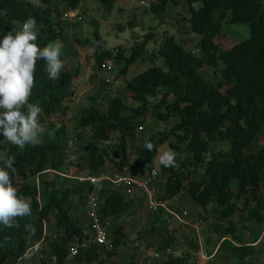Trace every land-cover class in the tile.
Masks as SVG:
<instances>
[{"label":"trees","instance_id":"trees-1","mask_svg":"<svg viewBox=\"0 0 264 264\" xmlns=\"http://www.w3.org/2000/svg\"><path fill=\"white\" fill-rule=\"evenodd\" d=\"M83 0H0V40L8 31H18L29 17L37 21L38 43L41 47L55 41L65 28L62 12L76 10ZM107 10H112L118 0H101ZM149 11L162 18L170 2L179 0H146ZM190 16L181 14L190 23L189 30L201 34L197 52L187 49L175 34H166L159 55L167 68L150 65L145 70L126 78V85L135 103L114 95L107 102V109L100 104L101 92L92 94L90 102L78 117L80 128H90L85 139L80 160L85 162L88 174L101 176L109 163V152L114 154V164L123 169L128 166L132 175L152 169L161 144L170 141L176 153V166L160 165L164 179V197L186 192L202 205L201 220H211L210 230L219 235V249L238 258L254 252L264 229V0H187ZM244 22L250 25L248 38L224 48L216 36L222 32L224 22ZM94 64L100 71L104 62H122L121 73L148 52L147 43L136 42L131 47L119 46L115 51L106 47L99 27L94 31ZM81 44L83 41L77 37ZM129 49V50H128ZM157 53V54H158ZM156 54V55H157ZM210 67L213 76L207 77L203 67ZM78 71L62 70L58 80L48 79L45 61L37 63L32 103L43 108L41 125L59 114L75 96L73 85ZM151 113L155 120L176 118L170 129L158 134L140 136L134 148L135 161L130 155L129 138L138 139V129ZM58 136L65 133V126L57 128ZM58 136L43 133V144L20 149L3 143L1 167H6L8 156L15 157L17 172L13 183L20 195L31 200V215L18 219V227L0 226V264H17L23 254L39 241L51 246L57 262L69 256V243L78 238H88L86 226L78 222L74 211L77 205L87 206L94 186L89 180L80 179L68 186H61L63 174L75 163L76 151L71 144ZM153 144L149 151L145 143ZM218 147L213 148V144ZM225 144V146L223 145ZM256 146V149H252ZM188 150L187 157L184 150ZM58 173L53 178L46 172ZM244 200L243 204L241 200ZM135 197H128L119 188L102 194L100 213L111 218L112 248L91 244L76 256L85 264H106V256L116 255L127 242V232L120 220L134 206ZM240 211L244 222L257 227L253 243H247L239 232L234 218ZM243 213V214H242ZM54 214L56 225L64 232L49 238L45 222ZM170 214L163 208L146 214L148 228L157 239L156 249L168 250L177 237L167 224ZM25 226H28L26 230ZM34 230V233L33 231ZM154 246V245H153ZM43 249V248H42ZM190 254L176 256L160 264H189ZM31 264H47L46 261ZM128 264H136L132 260Z\"/></svg>","mask_w":264,"mask_h":264},{"label":"rangeland","instance_id":"rangeland-1","mask_svg":"<svg viewBox=\"0 0 264 264\" xmlns=\"http://www.w3.org/2000/svg\"><path fill=\"white\" fill-rule=\"evenodd\" d=\"M79 6V10L77 9L78 11L76 12H69L68 10L62 12V24L65 31L52 42L59 41L63 44L61 56L65 65L63 70L78 71V75L75 76L73 82L75 96L65 105L64 109L59 114L53 116L52 120L42 124L45 129L44 133H49L54 136H58L56 131L57 128L60 125H64L66 131L62 136L58 137L62 141L71 144L76 151L75 163L79 165H71L66 168L63 173L66 176L64 179L60 180L61 186L63 187L75 181L77 176L88 177L86 176L88 171L85 162L80 160V154L84 151L86 140L83 138L79 139L77 134L78 132H83L85 136H88L91 133L88 127L79 130L81 128L78 124V117L83 108L89 104L90 96L93 93L96 94L101 92L102 95L99 99L103 110L107 109L108 99L114 95H120L127 102L135 103L126 85V78H130L154 64L165 69L167 68L165 58L158 53V49L166 34H175L177 39L181 41L187 49L195 50L196 52L198 51L197 43L201 38V34L189 30L190 23L185 22L181 17V14L190 16V7L187 0H179L177 4L170 2L166 11L162 12L161 16L164 20H161V17L149 11L150 5H148L146 0H118L115 7L110 11L104 7L101 0H83ZM75 21H78V23L75 24ZM97 25L104 38L106 47L115 51L119 46L129 48L136 42L144 41L146 37L152 35L147 43L148 52L136 63L129 65L124 73L120 72L123 63L113 61V63L115 62V66L113 72L110 74L113 78L111 84L103 82L105 81V76L100 73V71L97 72L93 68L94 47L92 43L95 42L94 31ZM250 34V25L248 23L226 21L223 24L222 32L216 36V40L224 48H228L248 38ZM77 37L83 41L81 44L78 42ZM202 72L207 77L213 76V70L210 67H203ZM175 122L176 118L168 121L155 120L153 115L149 113L143 125L140 126L137 131L138 139L129 138L132 160L135 161L134 148L139 144L140 136L148 137L152 133L158 134L164 128L170 129ZM263 141L264 138L261 142ZM2 144L3 143L0 142V167L2 155L4 153ZM223 145L225 146V144ZM216 147H218V144L214 143L213 148ZM252 149H256V146H253ZM168 150H172L170 141L159 146L154 160V167L160 168L161 164L159 162V157L164 151ZM184 152L187 157L190 155L188 150L185 149ZM147 171L149 170H144L145 174ZM104 174H111V176H114V172L107 167H104L102 171V175ZM57 175L58 173H53L51 171L44 173V176L47 178H53ZM161 184L164 185L162 175ZM113 188H116V185L110 180L103 179L98 183L96 194L99 197V201L102 198V194ZM261 195L264 197V187L261 188ZM137 196L133 208L129 209L122 220H120L121 224H124L126 228L127 242L118 249L116 255L106 256V264H128L132 260H134L136 264H160L169 259V254H162L160 250L156 249L157 239L152 237L150 232L144 231L140 234V230H146L148 228L146 214L149 210L146 207L144 199L139 195ZM193 200L194 199L191 197L189 200L190 203L186 201L184 205L189 211V219L192 220L190 217L191 214H194V220L199 221L201 218L198 216L199 214H197L198 207H196L194 203L196 200ZM243 202L244 200L242 199L241 203L243 204ZM87 209L88 206L78 204L77 210L74 211L78 222L83 223L85 226H88L89 222L87 218ZM234 218L238 221L239 232L243 235L245 242L253 243L257 227L251 222H244L240 211L236 212ZM53 222H56L54 214L48 220L47 231L50 232V225H52ZM193 223L196 222L193 221ZM201 223L200 228L193 227V229L197 230L194 231L188 228L182 230L185 224L177 220L167 222L169 227L172 228V232H174V235L177 237V242L172 244V249L170 250L174 252V255L180 256L184 253H189L183 251V248H186L185 243H187L189 247L195 246V250H197V247L200 249V256L197 255L196 258H193L192 255H190L189 264H202L206 262L207 264H264V229L260 239L254 243V252L241 259L222 250H219L216 255L212 254L210 251L211 249H216L219 236L217 233L210 230L208 223L206 224L205 221ZM57 232L62 233L60 229H55L51 235H48L49 238ZM199 232H201L200 236L202 242H199L198 236H194ZM176 245H178V247H176ZM42 246L43 249L40 248L32 254L27 264L44 260L47 264H85V262L78 257L69 256L65 262H57L51 253L49 242L46 241ZM167 253H169V251ZM207 255L211 257L206 259ZM163 256H165L164 259ZM201 256H204L205 259H202L203 257ZM201 259L203 260L202 263L200 262Z\"/></svg>","mask_w":264,"mask_h":264},{"label":"clouds","instance_id":"clouds-1","mask_svg":"<svg viewBox=\"0 0 264 264\" xmlns=\"http://www.w3.org/2000/svg\"><path fill=\"white\" fill-rule=\"evenodd\" d=\"M38 38L37 21L29 17L20 30L8 31L0 40V136L20 149L43 144V108L39 102H30L38 61H45L48 79L52 81L59 79L65 66L61 59L63 44L56 41L41 47ZM145 147L151 151L154 146L146 142ZM175 157L174 151H164L159 162L164 167H175ZM4 163L6 167H0V226L18 227V219L31 215L32 202L20 195L13 183L17 172L15 157L8 156ZM25 228L28 230V226ZM36 251L37 248L29 249L21 259H30Z\"/></svg>","mask_w":264,"mask_h":264},{"label":"built area","instance_id":"built-area-1","mask_svg":"<svg viewBox=\"0 0 264 264\" xmlns=\"http://www.w3.org/2000/svg\"><path fill=\"white\" fill-rule=\"evenodd\" d=\"M148 5L149 2H147ZM115 62L109 60L103 63L100 73L105 76V81L107 84L112 83L111 72H113ZM101 81V80H100ZM109 163L107 168L114 172V176L111 174H104L101 176L90 175L88 177H80L83 180H89L94 188L89 195V200L87 203V218L88 226L85 231L88 233V238L84 241H80L78 238L73 239L69 243V257H76L81 248H86L91 244L102 245L107 248H112V222L111 218H104L100 213V201L97 196V186L103 179L110 180L115 183L116 188L122 190L128 197H142L146 204L148 210H157L159 207H163L169 214L171 221L177 220L180 223H187L185 217L189 214L188 209L183 205V202L180 200L178 194H175L171 197H164L165 185L161 184V173L160 168L153 167L146 174H136L132 175L129 171L128 166H125L123 169H119L115 164L113 159V152H109ZM196 228H200L201 222L194 223ZM45 230H47V223L45 222ZM199 242H202L200 232L197 235ZM37 248L38 250L42 249V241H39L34 246L29 249ZM28 249V250H29ZM27 250V251H28ZM17 264H20V261Z\"/></svg>","mask_w":264,"mask_h":264},{"label":"crops","instance_id":"crops-1","mask_svg":"<svg viewBox=\"0 0 264 264\" xmlns=\"http://www.w3.org/2000/svg\"><path fill=\"white\" fill-rule=\"evenodd\" d=\"M78 7L80 8V6L78 5ZM78 7H77V9H78ZM68 10L69 12H76V11H78V10ZM78 23V21H75V24H77ZM79 130H83L82 128L81 129H79ZM139 174H141V175H144L145 174V172L144 171H142V172H139ZM179 195V197H180V200L183 202V205H184V203L186 202V201H189L190 200V196H189V194L188 193H186V192H181V193H179L178 194ZM188 197H190V198H188ZM195 200V199H194ZM193 200V201H194ZM189 203H190V201H189ZM195 204H196V207H198L197 209V214H199L198 216L200 217V214L202 213V206H201V204L198 202H194ZM185 206V205H184ZM186 207V206H185ZM191 214V213H190ZM196 214V215H197ZM189 214L185 217V219H186V221H187V223H183V224H185L184 225V227L182 228V230H184V229H186V228H188L189 230L190 229H193V227L195 226L194 225V223H193V221L194 222H202V221H205V223L207 224L208 223V226L210 227V224H211V220H199V221H195L194 220V214H191V219L192 220H190L189 219ZM48 224V223H47ZM202 224V223H201ZM181 225V224H180ZM52 227V228H51ZM55 229H60L61 230V232L63 233L64 232V229L63 228H58L57 227V225H56V222H53V224L52 225H50V232L49 231H47V234L49 235H51L52 233H53V231L55 230ZM194 231H197V230H195V229H193ZM201 233V232H200ZM199 233H197L196 235H194L195 237H197V235H198ZM219 236V235H218ZM194 237V238H195ZM219 238V237H218ZM157 245V244H156ZM185 245H186V248H183V251L184 252H189L190 253V255H192V257L193 258H196V256L198 255V256H200V249H198V247L196 248L197 250H195V246H190L189 247V245L187 244V243H185ZM192 245V244H191ZM219 245H220V239H219V241H218V244L216 245V249H211V251L210 252H212V254H215L216 255V253L220 250L219 249ZM44 246V245H43ZM43 246H42V248H43ZM176 247H178V245H176ZM172 249V245H171V247L170 248H168V250H160L161 252H162V254H165V255H168V254H170V253H173L174 254V252L173 251H170ZM186 249V250H185ZM159 251V252H160ZM169 251V253H167ZM212 254H210V255H212ZM210 255H207V257H206V259H209L211 256ZM164 257L165 256H163V259H164ZM201 257H203L202 259H205L204 258V256H201ZM142 258V257H141ZM214 258V257H213ZM201 259V263L203 262V260ZM141 260V259H140ZM29 260L28 259H22L21 260V262H20V264H27V262H28ZM202 264H207V262L206 263H202Z\"/></svg>","mask_w":264,"mask_h":264}]
</instances>
